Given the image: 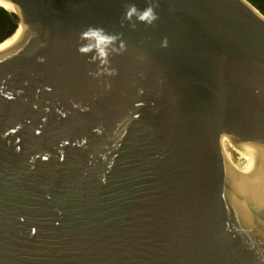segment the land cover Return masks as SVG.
I'll return each instance as SVG.
<instances>
[{"label":"water","instance_id":"obj_1","mask_svg":"<svg viewBox=\"0 0 264 264\" xmlns=\"http://www.w3.org/2000/svg\"><path fill=\"white\" fill-rule=\"evenodd\" d=\"M0 1V264H264L258 9Z\"/></svg>","mask_w":264,"mask_h":264},{"label":"trees","instance_id":"obj_2","mask_svg":"<svg viewBox=\"0 0 264 264\" xmlns=\"http://www.w3.org/2000/svg\"><path fill=\"white\" fill-rule=\"evenodd\" d=\"M264 15V0H247ZM19 29L15 14L0 6V44L11 40Z\"/></svg>","mask_w":264,"mask_h":264},{"label":"bare ground","instance_id":"obj_3","mask_svg":"<svg viewBox=\"0 0 264 264\" xmlns=\"http://www.w3.org/2000/svg\"><path fill=\"white\" fill-rule=\"evenodd\" d=\"M0 3L4 8L11 10V11L13 10L10 5L2 3L1 1ZM28 31H29V27H28L27 20L25 18H22L19 24V29L16 32V35L11 40L0 44V53L3 51L9 50L15 47L16 45H18L19 43H21L22 41H24L28 35Z\"/></svg>","mask_w":264,"mask_h":264},{"label":"clouds","instance_id":"obj_4","mask_svg":"<svg viewBox=\"0 0 264 264\" xmlns=\"http://www.w3.org/2000/svg\"><path fill=\"white\" fill-rule=\"evenodd\" d=\"M141 20H148L152 21L155 20V14L153 13L152 9H148L147 11L144 12V14L140 17Z\"/></svg>","mask_w":264,"mask_h":264}]
</instances>
